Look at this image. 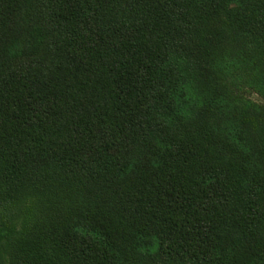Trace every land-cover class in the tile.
<instances>
[{
  "label": "trees",
  "instance_id": "16d2710c",
  "mask_svg": "<svg viewBox=\"0 0 264 264\" xmlns=\"http://www.w3.org/2000/svg\"><path fill=\"white\" fill-rule=\"evenodd\" d=\"M0 264H264V0H0Z\"/></svg>",
  "mask_w": 264,
  "mask_h": 264
},
{
  "label": "rangeland",
  "instance_id": "374dc122",
  "mask_svg": "<svg viewBox=\"0 0 264 264\" xmlns=\"http://www.w3.org/2000/svg\"><path fill=\"white\" fill-rule=\"evenodd\" d=\"M254 98H255V99H258L259 97H258L257 95H254Z\"/></svg>",
  "mask_w": 264,
  "mask_h": 264
}]
</instances>
